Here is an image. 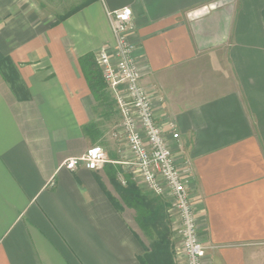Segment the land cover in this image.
Wrapping results in <instances>:
<instances>
[{
  "label": "crops",
  "instance_id": "obj_1",
  "mask_svg": "<svg viewBox=\"0 0 264 264\" xmlns=\"http://www.w3.org/2000/svg\"><path fill=\"white\" fill-rule=\"evenodd\" d=\"M63 1L0 0V56L28 95L19 99L0 71V264H141L150 247L134 211L115 206L110 167H121L123 186L132 167L139 189L157 195L99 116L79 64L113 50L108 12L125 7L141 84L212 247L203 264H264V0ZM93 122L98 143L84 133ZM95 145L103 168H65ZM175 245V264H185Z\"/></svg>",
  "mask_w": 264,
  "mask_h": 264
},
{
  "label": "built area",
  "instance_id": "obj_2",
  "mask_svg": "<svg viewBox=\"0 0 264 264\" xmlns=\"http://www.w3.org/2000/svg\"><path fill=\"white\" fill-rule=\"evenodd\" d=\"M108 17L115 45L112 51L98 52L96 62L116 101L120 115L119 131L133 156L135 173L148 191L157 196L168 195L172 210L178 216L177 235L181 241V248H176L178 255L185 260V264H203L212 247L203 244L199 238L195 208L186 181L156 122L151 98L141 84V72L134 58L135 45L132 42L135 31L132 10L125 7L108 12ZM173 138L178 139L179 135L174 133ZM107 161L104 148L95 145L81 157L68 160L64 166L71 171L78 167L97 171Z\"/></svg>",
  "mask_w": 264,
  "mask_h": 264
},
{
  "label": "trees",
  "instance_id": "obj_3",
  "mask_svg": "<svg viewBox=\"0 0 264 264\" xmlns=\"http://www.w3.org/2000/svg\"><path fill=\"white\" fill-rule=\"evenodd\" d=\"M78 10L80 8L76 11ZM65 19L66 16L60 17L58 21L61 22ZM79 64L93 98L97 103L99 116L106 120H111L114 116H118L119 112L116 108V101L103 80L101 70L96 62V55L88 53L80 57ZM0 71L18 98L26 99L28 95H26V91L19 81L17 69L9 57L0 56ZM84 133L94 143H98L100 137L97 123L93 122L85 127ZM110 168V172L113 173L111 180L119 196L120 204H122L121 206L119 202L113 200L115 206L119 209L125 207L133 210L135 213V222L151 242L147 253L140 258V263L175 264L174 244L171 238L167 204L159 197L141 191L130 175L125 176L126 186H123L118 182L117 178L118 174L122 173L121 167L116 165Z\"/></svg>",
  "mask_w": 264,
  "mask_h": 264
},
{
  "label": "rangeland",
  "instance_id": "obj_4",
  "mask_svg": "<svg viewBox=\"0 0 264 264\" xmlns=\"http://www.w3.org/2000/svg\"><path fill=\"white\" fill-rule=\"evenodd\" d=\"M46 0H39V2L40 3H42V2H45ZM74 3H77V0H75V2L73 1V0H66V1H63V2H60L59 4L61 5V4H64V6H67V8L69 7H71ZM51 20L52 19H54V18H50ZM5 57H8V56H5ZM111 122V125H110V129H109V127H108V130H110L111 131V129H112V131H115L116 129L118 130L119 129V127H118V124L120 123V118H119V116H114L111 120H110ZM117 127V128H116ZM116 132V131H115ZM100 146V145H99ZM132 155V154H131ZM132 158H133V156H132ZM128 171L129 172H127V174H131L132 176L134 175L133 173H130V172H132V167H131V169L130 168H128ZM171 205V204H170ZM172 209V207L170 206V210ZM168 217L170 216V214L171 215H173V214H176V212L175 211H173V210H171V211H168ZM176 216H177V214H176ZM178 217V216H177ZM170 222V221H169ZM176 228H178V226H179V222H178V219H177V222H176ZM141 235H142V237H143V240L145 241V243H146V245L147 246H150V244H151V242L149 241V239L144 235V233H141ZM177 235V234H176ZM173 243H174V245H175V247L176 246H178L179 248H181V241H180V239L178 238V235L176 236V241L175 240H173Z\"/></svg>",
  "mask_w": 264,
  "mask_h": 264
}]
</instances>
